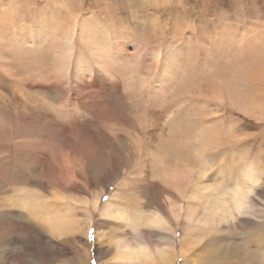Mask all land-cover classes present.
Masks as SVG:
<instances>
[{"label":"rangeland","instance_id":"1","mask_svg":"<svg viewBox=\"0 0 264 264\" xmlns=\"http://www.w3.org/2000/svg\"><path fill=\"white\" fill-rule=\"evenodd\" d=\"M0 264H264V0H0Z\"/></svg>","mask_w":264,"mask_h":264},{"label":"bare ground","instance_id":"2","mask_svg":"<svg viewBox=\"0 0 264 264\" xmlns=\"http://www.w3.org/2000/svg\"><path fill=\"white\" fill-rule=\"evenodd\" d=\"M246 187H243V188H241V190H242V193H240V195H239V197H238V195L237 196H235V198H234V204H233V206L235 207V209L236 210H239V208L241 207V203H242V201H243V197H245V195L246 194H249V192H251L250 191V189H245ZM238 193V194H239ZM230 210V209H229ZM229 213H230V211H229ZM153 218V217H152ZM161 219V218H160ZM161 220H159V219H157L156 217L155 218H153L152 220H150V221H148V225H150V226H152V227H157L158 225H160V222ZM162 223H163V221H162ZM50 224H51V222H50ZM147 224V223H146ZM164 224V223H163ZM53 227H54V229H55V231L56 232H59V234H61V233H63V232H65L66 230H65V228H63L64 226H62L60 223H57V224H54V223H52L51 224ZM161 227V226H160ZM117 240V239H116ZM119 243H121V241L119 242ZM124 243H126L125 241H124ZM122 244V243H121ZM139 245V244H138ZM118 247H119V245H118ZM157 249H158V247H157ZM160 249H162V248H160ZM160 249H158L159 250V253L161 254V260H162V262L164 261V258H166L167 256H166V253L167 252H165V250H164V248L162 249V250H160ZM117 250V249H116ZM157 250V251H158ZM158 254V253H157ZM151 254L149 253V249H148V247H146V245L144 246V245H140V246H131V245H127L126 244V246H124L123 248H121L120 250H118V253H117V259H119V260H121L122 259V261H123V259H124V261H129V262H133V261H135L136 262V260H138V262H141V260L143 259V261H144V259L145 260H150L151 261V256H150ZM168 255V254H167ZM158 256H160L159 254H158ZM168 258V257H167ZM154 259V258H153ZM160 259V258H159ZM169 260V259H168ZM149 261V262H150ZM167 261V260H166ZM137 262V263H138ZM145 263V262H144ZM146 263H148V262H146ZM154 263V262H153ZM214 263V262H213Z\"/></svg>","mask_w":264,"mask_h":264}]
</instances>
